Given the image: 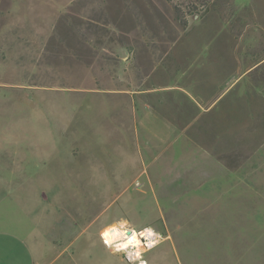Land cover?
<instances>
[{
  "label": "rangeland",
  "instance_id": "1",
  "mask_svg": "<svg viewBox=\"0 0 264 264\" xmlns=\"http://www.w3.org/2000/svg\"><path fill=\"white\" fill-rule=\"evenodd\" d=\"M181 82L220 99L186 131L150 109L186 122ZM74 214L170 234L152 264H264V0H0V231Z\"/></svg>",
  "mask_w": 264,
  "mask_h": 264
},
{
  "label": "crops",
  "instance_id": "2",
  "mask_svg": "<svg viewBox=\"0 0 264 264\" xmlns=\"http://www.w3.org/2000/svg\"><path fill=\"white\" fill-rule=\"evenodd\" d=\"M184 82L178 83V85H168V88L181 96L184 102L189 105L188 108L191 107V103L197 106L199 109L197 117L192 121H189L188 117L186 122L178 124L170 117L162 118L150 106L153 114L152 117H149H157L159 122L186 131L202 112L208 113L216 110L219 98H215L208 105L207 103L203 104L198 94ZM182 110L184 111V108ZM189 110L191 113V109H187L188 112ZM27 165H23V161L15 160L7 169H10L11 173H20L26 169ZM21 174L27 175L29 173L23 171ZM93 222L92 219L87 220L82 215L74 214L68 217L55 218L50 223L49 230L39 229L32 233H23L24 235L21 236L0 231V264H129L120 253L107 249L101 243L100 233L106 228H110L115 222H104L98 227L97 232L92 234L88 230L92 227ZM75 229H79L80 232L73 233L72 231ZM162 236V241L170 240V234H163ZM149 252L151 250L144 254L146 264H152V258L148 257L147 259L146 257Z\"/></svg>",
  "mask_w": 264,
  "mask_h": 264
},
{
  "label": "built area",
  "instance_id": "3",
  "mask_svg": "<svg viewBox=\"0 0 264 264\" xmlns=\"http://www.w3.org/2000/svg\"><path fill=\"white\" fill-rule=\"evenodd\" d=\"M99 237L104 247L120 253L129 264H146L144 254L163 240L162 234L151 226L135 230L128 224L106 228Z\"/></svg>",
  "mask_w": 264,
  "mask_h": 264
},
{
  "label": "trees",
  "instance_id": "4",
  "mask_svg": "<svg viewBox=\"0 0 264 264\" xmlns=\"http://www.w3.org/2000/svg\"><path fill=\"white\" fill-rule=\"evenodd\" d=\"M147 19V22H150L151 19H153V16L150 14L148 11V15H144ZM109 24L116 32L120 34V45L123 46L128 52V44H129V34L130 31L123 29V18L122 15L118 12L112 11L111 13L108 14V21L106 22ZM79 26L77 29L78 36L81 35V30L84 25L86 30H91L94 29L96 30L98 28L97 25L90 23V22H83L79 17L73 16L70 13H65L62 15L60 18H58L55 26H54V34L60 36V37H65L68 35V32L74 27V26ZM81 37V36H80ZM52 37L50 38L49 41H51ZM68 49H72V51L75 49L74 45H71L68 43L66 45ZM79 52L81 53V47H78ZM74 53V52H73ZM75 55H78V53H74ZM79 56V55H78ZM83 56V55H82ZM152 109L158 113L162 118L167 119L166 116L162 113H160L155 107L150 105ZM199 114V109L197 106H194L193 103H191V113H189V121L194 120L197 115ZM182 130V128H180Z\"/></svg>",
  "mask_w": 264,
  "mask_h": 264
},
{
  "label": "bare ground",
  "instance_id": "5",
  "mask_svg": "<svg viewBox=\"0 0 264 264\" xmlns=\"http://www.w3.org/2000/svg\"><path fill=\"white\" fill-rule=\"evenodd\" d=\"M115 228V227H114ZM105 234H108V232L107 233H105Z\"/></svg>",
  "mask_w": 264,
  "mask_h": 264
}]
</instances>
